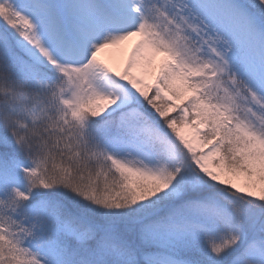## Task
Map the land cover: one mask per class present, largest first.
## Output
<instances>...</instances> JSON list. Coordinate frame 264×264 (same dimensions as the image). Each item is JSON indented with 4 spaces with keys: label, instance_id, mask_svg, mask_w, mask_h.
Listing matches in <instances>:
<instances>
[{
    "label": "snow or ice",
    "instance_id": "obj_1",
    "mask_svg": "<svg viewBox=\"0 0 264 264\" xmlns=\"http://www.w3.org/2000/svg\"><path fill=\"white\" fill-rule=\"evenodd\" d=\"M0 264H264V0H0Z\"/></svg>",
    "mask_w": 264,
    "mask_h": 264
},
{
    "label": "rangeland",
    "instance_id": "obj_2",
    "mask_svg": "<svg viewBox=\"0 0 264 264\" xmlns=\"http://www.w3.org/2000/svg\"><path fill=\"white\" fill-rule=\"evenodd\" d=\"M135 39V38H133ZM131 44H132V40L130 41H127L125 42L124 44L118 46L117 48H114L113 50V55H114V58L116 59H119L122 64H124L126 58H127V55H128V51L131 47ZM116 69H120L122 68V66H117L115 67ZM137 74L138 75H141V73L139 72V70H137ZM144 79L146 80L147 83L149 84H152L154 82V72L153 70H149L147 74L144 75ZM150 94H152L150 92ZM177 103H179V101H177ZM173 115H175V113H172Z\"/></svg>",
    "mask_w": 264,
    "mask_h": 264
},
{
    "label": "bare ground",
    "instance_id": "obj_3",
    "mask_svg": "<svg viewBox=\"0 0 264 264\" xmlns=\"http://www.w3.org/2000/svg\"><path fill=\"white\" fill-rule=\"evenodd\" d=\"M113 51V49H110L104 53H101V58L110 63V65L114 68L117 66H123L122 62L119 59L114 58Z\"/></svg>",
    "mask_w": 264,
    "mask_h": 264
}]
</instances>
